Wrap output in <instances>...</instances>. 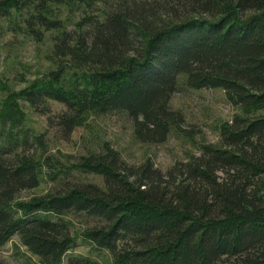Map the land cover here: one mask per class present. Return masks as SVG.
I'll return each mask as SVG.
<instances>
[{
    "label": "trees",
    "instance_id": "trees-1",
    "mask_svg": "<svg viewBox=\"0 0 264 264\" xmlns=\"http://www.w3.org/2000/svg\"><path fill=\"white\" fill-rule=\"evenodd\" d=\"M2 28L35 43L51 32L52 66L1 101L0 245L16 236L46 264H99L77 239L112 264H264V0H0ZM204 88L234 109L214 142L170 107ZM106 114L139 143L174 136L191 150L163 171L104 141L37 160L48 130L66 139ZM41 177L44 192L20 195Z\"/></svg>",
    "mask_w": 264,
    "mask_h": 264
},
{
    "label": "rangeland",
    "instance_id": "rangeland-1",
    "mask_svg": "<svg viewBox=\"0 0 264 264\" xmlns=\"http://www.w3.org/2000/svg\"><path fill=\"white\" fill-rule=\"evenodd\" d=\"M51 32L44 34L43 40L35 43L21 34H13L0 29V105L5 93L16 91L26 86L31 80L39 77L51 68L48 54L50 50ZM52 109L60 105L50 103ZM170 107L180 111L184 125L198 131L195 139L216 141V126L223 120H228L234 109L224 100L218 89H180L170 97ZM24 112L35 131L41 132L46 124L44 117L32 112L23 104ZM44 143L36 149L37 160L47 153L80 154L86 150L98 149L100 144L108 142L129 164L136 165L144 159H149L153 166L161 171L174 161L182 159L190 149L189 143L174 136L168 137L159 144H143L132 137L131 122L121 114L90 115L78 127H75L66 139L54 137L51 130L47 131ZM89 178H91L89 176ZM49 186L42 177L38 186L20 195L26 197L40 194ZM82 224L73 220L70 231L79 232ZM73 249L75 253L89 254L99 264H112L109 253L95 249L90 244L80 243ZM0 260L4 264H46L36 256L31 255L19 243L16 236L0 245ZM61 264H65L62 261Z\"/></svg>",
    "mask_w": 264,
    "mask_h": 264
}]
</instances>
